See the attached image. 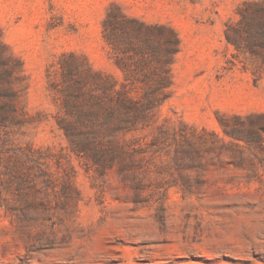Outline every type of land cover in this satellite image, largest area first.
Returning <instances> with one entry per match:
<instances>
[{"label": "rangeland", "instance_id": "obj_1", "mask_svg": "<svg viewBox=\"0 0 264 264\" xmlns=\"http://www.w3.org/2000/svg\"><path fill=\"white\" fill-rule=\"evenodd\" d=\"M261 19L0 0V264H264Z\"/></svg>", "mask_w": 264, "mask_h": 264}, {"label": "trees", "instance_id": "obj_2", "mask_svg": "<svg viewBox=\"0 0 264 264\" xmlns=\"http://www.w3.org/2000/svg\"><path fill=\"white\" fill-rule=\"evenodd\" d=\"M245 22H247L246 19H245ZM249 25L251 26V30H252L251 33H253L255 40L264 41V19L257 20L253 24L249 23ZM241 40H242V38H241V36H239V47L241 46ZM124 87L125 86L123 85L122 91L125 92Z\"/></svg>", "mask_w": 264, "mask_h": 264}]
</instances>
